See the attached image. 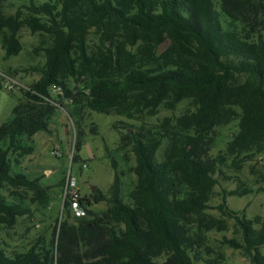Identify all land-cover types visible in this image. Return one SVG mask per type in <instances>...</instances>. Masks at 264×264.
<instances>
[{
    "label": "trees",
    "instance_id": "trees-1",
    "mask_svg": "<svg viewBox=\"0 0 264 264\" xmlns=\"http://www.w3.org/2000/svg\"><path fill=\"white\" fill-rule=\"evenodd\" d=\"M4 1L6 56L21 51L23 25L51 40L42 46L43 65L33 67L40 77L0 124V224L11 227L27 212L19 190L45 196L52 188L12 163L34 151L32 136L49 131V117L63 105L58 98L71 101L74 84L84 77L91 79L83 106L90 111L132 119L161 107L173 110L185 99L192 108L168 125L170 146L161 158L160 134L133 125L120 133V150L129 147L135 156L127 201L111 160L108 194L84 195L87 214L74 218L84 219L90 205L102 200L109 206L81 222L76 242L59 249L57 226L50 239L39 235L20 250L8 252L0 239V264H216L206 257V239L227 227L206 211L218 176L230 180L222 171L230 158L264 149V0H27L10 15L1 10ZM91 32L99 34L103 49L89 47ZM58 86L61 94L51 96ZM82 110L75 103L70 116L79 120ZM233 120L238 131L223 151L211 154L214 139L207 137ZM81 146L77 137L73 162ZM5 187L13 197L3 193ZM249 192L223 190L216 208L233 219L240 239L222 236L220 242L243 249L250 264H264V214L248 219L226 201ZM62 211L69 213L67 203Z\"/></svg>",
    "mask_w": 264,
    "mask_h": 264
},
{
    "label": "rangeland",
    "instance_id": "rangeland-1",
    "mask_svg": "<svg viewBox=\"0 0 264 264\" xmlns=\"http://www.w3.org/2000/svg\"><path fill=\"white\" fill-rule=\"evenodd\" d=\"M36 1L41 3L50 0ZM24 2L27 3V0H5L1 10L6 15L14 14L16 8ZM18 38L22 45L21 51L17 55L6 56L1 45L0 33V82L2 83L0 124L10 117L11 109L22 100L23 92L28 89V86L40 77V73L33 67L43 65L45 55L42 46L51 40L50 35L43 32H31L25 25L20 28ZM97 44L100 49H103L104 43H99V34L91 32L88 45L94 47ZM8 85H12L11 88ZM90 85L91 79L84 77L79 84H74L75 95L71 101L63 97L58 98L63 105L58 106L54 114L49 117V131L38 132L32 136L34 151L20 158L18 163H12L14 170L22 171L31 178L39 177L41 183L50 185L52 188L45 196L19 190V193L25 196L27 212L17 216L16 223L11 227L0 224V239L8 252L22 249L39 235L50 239L54 226H57L55 243L59 249L65 243L76 242V230L81 222L86 221L93 214L105 211L109 204L106 200L91 204L89 214L84 219H75L68 212H63L60 181L64 173L71 171L82 195L90 199L92 195H98L99 192L107 195L113 180V169L110 165L112 160L120 174L122 197L127 201V195L136 180L133 173L135 156L129 147L125 151L120 150V133H126L125 129L133 125L160 134L162 141L158 157L161 158L170 146L171 135L168 132V125H171L183 112L192 108L190 100L185 99L173 110L159 108L155 115L141 114L132 119L120 115H105L83 108L89 99ZM75 103L83 109V116L79 120L76 116H70ZM237 122L238 120H233L221 125L215 132L209 134L207 139L211 137L214 139L211 154L216 155L224 150L226 142L238 131ZM114 123H118L116 128L113 127ZM77 137L82 146L77 162H73ZM54 150L57 151L58 156L54 155L52 152ZM242 157L234 160L239 164L238 168L233 164L232 158L222 167L224 175L230 176L231 179L227 180L218 176V184L214 187L209 201L210 208L206 211L216 219L225 220L227 227L224 231L210 232L206 239V244L210 248L206 257L214 258L217 261L216 264H250V258L243 249L232 248L220 242L222 236L240 239L233 219L226 218L216 208L221 202L223 190L241 192L248 189L251 192L245 195L227 196L228 207L240 212L248 219L264 214V149L260 152H249L247 158ZM93 186L95 188L92 190ZM2 191L6 196H12L6 187ZM260 249L264 254V245Z\"/></svg>",
    "mask_w": 264,
    "mask_h": 264
},
{
    "label": "built area",
    "instance_id": "built-area-1",
    "mask_svg": "<svg viewBox=\"0 0 264 264\" xmlns=\"http://www.w3.org/2000/svg\"><path fill=\"white\" fill-rule=\"evenodd\" d=\"M12 85H8L11 88ZM61 94L60 87H53L51 90V96H57ZM54 155L58 156L57 151H52ZM85 166V164H84ZM84 195H82L80 188L77 185L76 179L72 176L71 171L68 170L63 175V183L61 185V199L64 207V203H67V209L69 213L76 218L86 216L88 206L83 201Z\"/></svg>",
    "mask_w": 264,
    "mask_h": 264
},
{
    "label": "water",
    "instance_id": "water-1",
    "mask_svg": "<svg viewBox=\"0 0 264 264\" xmlns=\"http://www.w3.org/2000/svg\"><path fill=\"white\" fill-rule=\"evenodd\" d=\"M95 188V186L91 187V189L93 190Z\"/></svg>",
    "mask_w": 264,
    "mask_h": 264
}]
</instances>
